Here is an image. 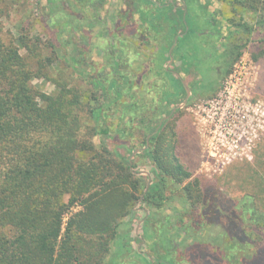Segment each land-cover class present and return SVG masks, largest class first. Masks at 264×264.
<instances>
[{
	"label": "rangeland",
	"instance_id": "obj_1",
	"mask_svg": "<svg viewBox=\"0 0 264 264\" xmlns=\"http://www.w3.org/2000/svg\"><path fill=\"white\" fill-rule=\"evenodd\" d=\"M153 1L151 8L162 5L168 10L187 2L177 0V6H171L172 0ZM200 1L206 8L196 9L200 13L196 21L199 30H180L172 38V57L170 50L168 57L158 55V43L169 34V24L155 39L138 14L133 20L125 18L123 11L130 7L129 0H0V34L7 40L27 33L35 52L22 48V53L27 54L34 70L39 69L41 59L45 63L41 75L32 80L33 86L52 94L57 82L66 83L79 90L85 101L91 92L100 93L94 82L104 78L108 84L114 75L115 58L120 56V73L133 84L123 99L143 107L137 115L126 113V133L120 140L113 133L117 119L111 115L110 133L93 134L95 143L104 141L111 150L129 156L131 163H137L134 171L146 177L148 186L155 176L149 159L140 155L149 146V142L139 145L144 125L149 119L156 124L173 118L179 135L177 153L193 177L200 178L204 188L235 200L245 195L241 181L249 180L264 144V54L255 58L264 50V12L234 0ZM154 14V21L160 22L159 13ZM241 23L252 26L251 32ZM181 49L191 56L185 63ZM238 51L241 56L224 74L228 59L232 63ZM241 59L247 62L245 67ZM168 78L182 80L184 91L173 94ZM164 89L172 92L168 97L179 101L175 107L165 104ZM139 115L147 117L146 122ZM134 144L137 148L131 153L126 145ZM174 188L167 190L169 197L161 207L142 199L135 203L133 213L121 224L122 235L113 242L108 264L113 260L115 264H165L163 260L168 264H205V260L229 264V256L193 258L196 249L192 246L197 242L229 251L233 258L230 264L236 262L239 251L232 250L235 242L223 236L221 223L191 218L202 208L192 207L180 186ZM80 207L72 206L65 213L64 226ZM183 214L185 221L181 222ZM165 236L168 244L163 242ZM120 241L127 249H119Z\"/></svg>",
	"mask_w": 264,
	"mask_h": 264
},
{
	"label": "trees",
	"instance_id": "obj_2",
	"mask_svg": "<svg viewBox=\"0 0 264 264\" xmlns=\"http://www.w3.org/2000/svg\"><path fill=\"white\" fill-rule=\"evenodd\" d=\"M234 2L264 12V0ZM189 4L175 10L158 6L160 22L149 17L151 8L139 10L143 26L155 39L169 24V34L158 43L161 58L168 57L172 38L180 30H199ZM241 25L251 32L252 26ZM22 48L35 52L26 32L7 40L0 34V264H108L113 242L122 235L121 224L133 213L135 203L142 199L161 207L169 197L167 190L174 191L176 186L192 207L202 208L191 218L221 223L223 236L235 242L233 251H239L234 264H264V144L249 180L241 181L245 195L234 200L204 188L200 178L193 177L177 153L179 135L173 118L156 124L149 119L139 140L142 146L149 142L140 155L149 159L155 176L147 188L146 177L134 171L136 162L111 150L104 141L97 145L93 140L95 133H110L111 115L117 119L113 133L120 140L126 133V113L137 115L143 107L123 99L133 84L120 73V56L115 58L108 84L104 78L94 82L100 93L91 92L85 101L79 90L66 83L57 82L52 94L33 86L45 63L41 59L39 69L34 70ZM180 52L183 63L190 60L188 52ZM262 54L264 50L255 58ZM239 56L241 51L231 64ZM168 79L173 94L184 91L181 80ZM167 90L162 92L164 102L175 107L179 101L168 97L172 92ZM146 118L141 116L142 122ZM126 147L132 153L137 145ZM75 205L81 207L64 226L65 213ZM180 221H185L184 214ZM163 242L168 244L166 236ZM125 248L120 241L119 249ZM192 248L196 249L193 258L229 256V264L233 259L232 253L221 252L214 244L197 242Z\"/></svg>",
	"mask_w": 264,
	"mask_h": 264
},
{
	"label": "flooded vegetation",
	"instance_id": "obj_3",
	"mask_svg": "<svg viewBox=\"0 0 264 264\" xmlns=\"http://www.w3.org/2000/svg\"><path fill=\"white\" fill-rule=\"evenodd\" d=\"M172 1H173V5L177 6V0H172ZM187 1H189V3H190L189 5L191 7L190 13L193 16V19L197 21V18H198L197 15L199 16L200 13H198L196 11V9L197 8H200V9L206 8V4H202L200 0H187ZM152 2H154V1L153 0H129L128 3L130 4V7L129 8L125 7V9L123 11V14L125 15V18L128 19V20L135 19V14H138L139 15L138 18L141 21L140 11L139 10L142 9V8L149 10L151 8L149 5H151ZM192 4H193V6L195 5L194 6V11L195 12H193ZM185 5H186V3H184L182 5L183 6L182 8H185ZM151 9H152V11L150 12L149 17L153 18L155 16L154 11H157L159 13V7H157V9H154V8H151ZM123 18H124V16H123ZM120 28L122 29V26ZM121 31H123V30H121ZM169 53H170V57H172V49L171 48H170ZM230 65H231V61H230V59H228V64H227V66L225 68V71L223 72L224 74H225L227 68Z\"/></svg>",
	"mask_w": 264,
	"mask_h": 264
},
{
	"label": "built area",
	"instance_id": "obj_4",
	"mask_svg": "<svg viewBox=\"0 0 264 264\" xmlns=\"http://www.w3.org/2000/svg\"><path fill=\"white\" fill-rule=\"evenodd\" d=\"M240 63H242V66H243V67H245L246 64H247V62H245V60H243V59L240 60Z\"/></svg>",
	"mask_w": 264,
	"mask_h": 264
},
{
	"label": "water",
	"instance_id": "obj_5",
	"mask_svg": "<svg viewBox=\"0 0 264 264\" xmlns=\"http://www.w3.org/2000/svg\"><path fill=\"white\" fill-rule=\"evenodd\" d=\"M175 110V108L173 109V111ZM149 187V185L147 186V188Z\"/></svg>",
	"mask_w": 264,
	"mask_h": 264
}]
</instances>
